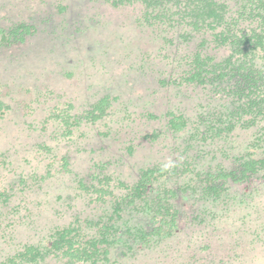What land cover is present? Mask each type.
<instances>
[{
  "label": "rangeland",
  "instance_id": "1",
  "mask_svg": "<svg viewBox=\"0 0 264 264\" xmlns=\"http://www.w3.org/2000/svg\"><path fill=\"white\" fill-rule=\"evenodd\" d=\"M128 17L90 0H0V33L8 35L0 42V190L12 191L8 206L0 200V263L29 244L46 247L38 264H57L49 250L56 231L107 210L92 201L87 185L105 176L131 184L149 166L181 160L163 144L125 149V137L135 142L136 132L151 126L143 120L146 126H138L136 117L165 112L177 96L159 89L134 56L112 51L110 37L130 39ZM200 96L177 100L192 109L202 104ZM106 98V116L92 121ZM234 152L204 160L202 170H234ZM168 184L178 195L170 237L147 246L127 240L86 264H264V173L230 181L233 205L225 208L176 181ZM8 219L11 231L4 229ZM128 220L135 227L148 223L142 214Z\"/></svg>",
  "mask_w": 264,
  "mask_h": 264
},
{
  "label": "trees",
  "instance_id": "2",
  "mask_svg": "<svg viewBox=\"0 0 264 264\" xmlns=\"http://www.w3.org/2000/svg\"><path fill=\"white\" fill-rule=\"evenodd\" d=\"M90 2L130 15V39L110 37L113 52L126 60L134 56L138 69L153 77L159 89L185 100L199 94L204 104L186 109L174 95L165 112L136 117L138 126H146L143 121L151 126L136 132V143L125 137L126 150L163 144L164 150L176 151L174 156L180 155L181 160L171 166H149L131 184H116L113 177L105 176L87 185L92 201L99 207L106 204L107 210L100 209L91 222L78 223L75 218L70 226L56 231L49 250L57 255V264L96 262L108 255L110 247L127 240L147 246L170 237L176 228L178 195L168 181L225 208L233 205L230 181L264 173V0ZM0 42H8L6 33H0ZM110 105L109 98L101 100L90 119L105 117ZM125 117L126 123H133L129 114ZM123 132L128 135L129 130ZM232 151H237L234 170H202L204 160L228 158ZM10 196L12 191L0 190L4 206ZM134 214L147 216V226L123 222ZM11 219L4 222L5 230L11 231ZM43 248L23 244L0 264H38Z\"/></svg>",
  "mask_w": 264,
  "mask_h": 264
}]
</instances>
